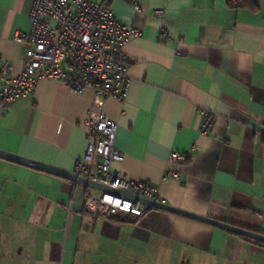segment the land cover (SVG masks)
Wrapping results in <instances>:
<instances>
[{
  "label": "crops",
  "instance_id": "0c3cea01",
  "mask_svg": "<svg viewBox=\"0 0 264 264\" xmlns=\"http://www.w3.org/2000/svg\"><path fill=\"white\" fill-rule=\"evenodd\" d=\"M96 1L138 30L123 47L127 97L42 79L0 107V149L74 172L86 121L104 113L124 153L114 171L156 185L163 203L264 233V0ZM32 3L0 0V54L13 75ZM205 111L217 114L207 134ZM89 195L100 191L0 157V264H264L263 241L160 208L93 218L81 213Z\"/></svg>",
  "mask_w": 264,
  "mask_h": 264
},
{
  "label": "built area",
  "instance_id": "2783aa9c",
  "mask_svg": "<svg viewBox=\"0 0 264 264\" xmlns=\"http://www.w3.org/2000/svg\"><path fill=\"white\" fill-rule=\"evenodd\" d=\"M140 9L139 4H135ZM31 29L18 33L17 40L29 44L24 69L12 74L11 65L0 54V107L5 114L20 98L30 95L42 79H63L77 94L92 89L97 96L125 99L131 78L127 74L129 57L124 45L137 29L121 23L108 2L96 0H33ZM217 114L205 111L201 133L207 134ZM87 125V147L76 163L75 173L95 182L159 201L156 185L130 179L113 170V164L124 160L116 144L118 123L102 113L98 122ZM175 161H184L187 154L175 151ZM178 177L179 172H173ZM155 207L132 198L100 191L89 195L82 214L93 218L115 215L143 217Z\"/></svg>",
  "mask_w": 264,
  "mask_h": 264
},
{
  "label": "water",
  "instance_id": "95a60500",
  "mask_svg": "<svg viewBox=\"0 0 264 264\" xmlns=\"http://www.w3.org/2000/svg\"><path fill=\"white\" fill-rule=\"evenodd\" d=\"M0 157H4L13 161H17L19 163H23L35 168H38L40 170L67 178V179H71V180H75V181H79L85 184H88L90 187L95 188L99 191H105V192H111V193H115L121 196H126L129 198H132L136 201H140L141 203L147 204L148 206H152L155 208H160V209H164V210H168L174 213H178L187 217H191L197 220H201L207 223H210L212 225L215 226H219V227H223L227 230L233 231L235 233L241 234V235H245L260 241L264 242V233H260L258 231H254V230H250L244 227H240L231 223H227L221 220H217V219H213V218H209V217H205L202 215H198L195 213H191L189 211H185L183 209L168 205L166 203H163L161 201H154V200H150L147 198H144L142 196L136 195L133 192H131L128 189H118V188H114L111 186H108L106 184L103 183H99V182H95L87 177L84 176H80L77 175L74 172L71 171H66V170H62L59 169L57 167L45 164V163H41L38 161H35L33 159H29L27 157L21 156V155H17L15 153H11L5 150L0 149Z\"/></svg>",
  "mask_w": 264,
  "mask_h": 264
},
{
  "label": "trees",
  "instance_id": "16d2710c",
  "mask_svg": "<svg viewBox=\"0 0 264 264\" xmlns=\"http://www.w3.org/2000/svg\"><path fill=\"white\" fill-rule=\"evenodd\" d=\"M244 4H246L247 6L249 7H252V8H255L257 5H256V2L254 0H238ZM258 241V240H257ZM260 242V241H259Z\"/></svg>",
  "mask_w": 264,
  "mask_h": 264
}]
</instances>
